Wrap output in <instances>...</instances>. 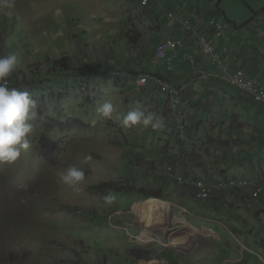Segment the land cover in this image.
<instances>
[{"label": "rangeland", "instance_id": "1", "mask_svg": "<svg viewBox=\"0 0 264 264\" xmlns=\"http://www.w3.org/2000/svg\"><path fill=\"white\" fill-rule=\"evenodd\" d=\"M142 1L15 0L11 15L0 12V56H17L16 67L26 74L24 83L46 80L43 83L51 84L56 91L54 102L61 99L65 90L73 92L62 103L60 114L69 128L59 123L58 107L50 99L49 113L43 117L38 110L34 132L29 137L30 147L22 151L15 163H0V264H136L131 262L134 256L130 253H135L133 250L140 245L130 239V232H137L139 240L141 234L150 237L154 234L155 227L149 226L156 222L152 209L135 205L136 210L140 207L147 210L143 213L149 225L147 232L142 233L144 230L138 232L137 227L129 225L139 220L131 207L144 198L139 191L142 187L145 192L164 181L167 191H173L168 177L160 176L162 173L157 169L148 173L146 169H151V162L162 165L167 142L173 146L180 144L175 133L170 132L174 137L169 133L168 124L156 129L151 125H124V117L130 111L141 110L147 115L151 99L159 95V101H164V95L155 85L149 90L138 89L133 72L129 79L114 73L120 68L140 67L149 74L172 76L170 80L174 82H189L194 74L189 66L182 67L178 61L173 71L165 70L162 60L149 52L139 53L134 61L130 56L124 59L129 27L130 32L144 31L154 15H159L165 26L172 19L192 24L198 18L200 22L195 30L192 28L191 35L210 24L218 36V49L224 48L220 52L215 47L220 58L243 67L247 77L261 79L264 84V0H152L150 7L143 6ZM200 1L202 6L197 5ZM212 2L215 5H210ZM250 6L261 15L256 16ZM208 7H214L216 13ZM239 19L247 24L240 34H230ZM160 37L153 38L148 48L159 42ZM235 39L242 40L250 54L243 56ZM232 49L240 54L232 53ZM205 61L203 68L207 64L215 73L219 72L220 65L214 56ZM98 74L103 76L104 83L89 93L85 84L94 81V75ZM78 82L84 88H79ZM223 85L229 86L227 81ZM38 91L35 89L41 97L47 94ZM30 94L35 95L34 89ZM105 102L114 106L113 119H104L97 112ZM37 103L40 107L41 102ZM151 114L155 121L156 113ZM242 116L246 119L245 114ZM112 123L120 126L121 133L109 131ZM114 129L119 132V127ZM225 130L228 132L229 127ZM216 132L214 129L213 133ZM206 135L201 130L197 138ZM70 165L85 171L79 190L58 178V173ZM108 195L114 197L111 203L104 199ZM252 218L246 217L245 222L239 223L241 236L255 237L259 219ZM175 240L179 239L170 238V245ZM161 243L169 247L166 238ZM238 246L232 237L225 235L218 251L233 255ZM260 254L262 258L257 255L256 259L258 264H264V251ZM247 256L251 260L249 253ZM154 258L156 255L146 257Z\"/></svg>", "mask_w": 264, "mask_h": 264}, {"label": "crops", "instance_id": "2", "mask_svg": "<svg viewBox=\"0 0 264 264\" xmlns=\"http://www.w3.org/2000/svg\"><path fill=\"white\" fill-rule=\"evenodd\" d=\"M202 2L200 1L197 5L202 6ZM210 5L215 4L212 2ZM191 7H193L192 4ZM250 8L256 13V16L261 15H257L254 6H250ZM206 9L216 13L214 7ZM154 16H151V25L144 30L143 39L137 49L139 50L143 42L146 41V44L149 39L161 36L159 42L146 49L149 55L155 56L156 46L167 38L175 37L182 40L185 50L183 48L177 50L169 49L168 54L174 57L175 68L177 61L182 64V67L189 66L194 74L193 78L189 82H174V79L170 80V78H173L172 76L162 75L166 76L172 84L188 83L192 96L190 103L186 106L187 121L190 124H194V126L197 122H200L199 127H196L194 131L195 137H197L199 129L202 130L203 124L206 123L207 127H210L207 129L211 138L210 136L202 138L203 145L199 147L196 146L194 135L193 138H189L181 146L177 144L173 146L171 142H167L166 159L162 165L157 166L155 162H151V169L149 170L157 169L162 174L165 171V163L167 161L175 162L177 167L174 171L176 174L167 178L169 187L174 189L173 191H167V185L164 181L156 186L149 187L145 192L143 191L145 187L139 189L144 198L139 199L134 205L147 206L148 204V206H151L148 209H152L154 215L164 216L167 222L165 223V220L160 221L158 220L160 218H155L156 222L152 223L151 226L152 228L156 227L153 229L154 234L151 236L152 238H158V242H152L154 238L151 240L149 234H142L139 241L143 245L150 241L149 247L139 249V251L135 248L133 250L135 253H130L131 256H134L132 257L134 260L131 262L136 264H258L259 259L257 260L256 256L258 255L261 259L260 252L264 251V192L260 198H255L252 195L253 186L241 188L239 192L224 189L216 192L214 198L201 202L190 191H184L176 183L174 177L179 175H184L188 179L203 177L210 181H220L224 178L233 177L247 179L252 184L262 181V176L264 175V104L259 103L257 100L255 101L251 95L229 83V86H224L223 82L226 83V81H223L220 76L201 77L197 74L211 70L207 64L203 68L206 63L205 59H209V56L203 55L197 42V33L191 35V32L195 30V26L200 22L198 18L192 23L191 26L194 28L192 30L185 26L182 21L173 19L170 24L165 26L159 21V15L158 17ZM235 24L236 27L230 31V34H240L247 22L239 19L235 20ZM158 27H160V30L156 29ZM184 28H188V30ZM152 29L153 31L150 32ZM215 32V29L210 24H206L201 31H198V34L212 41L218 49L220 45H217L218 36H216ZM235 40L239 43L238 47L241 49L243 56L250 54V49L246 51L242 40ZM218 50L223 52L224 48ZM231 52L240 54L237 49L235 51L232 49ZM185 53L195 59L198 58L195 65L188 62ZM181 59L184 60L182 61ZM233 65L245 72L243 67L236 64ZM162 67L167 70L164 64ZM131 71L135 74L144 72L140 67L132 68ZM176 74L177 72L174 73V75ZM98 76H95L94 81L89 80L88 86L93 84V87H98L99 84H102L103 82L99 81L100 78ZM245 76L247 77L246 72ZM247 78L255 79L254 77ZM256 80L262 83L261 79L256 78ZM154 104H157V107H154ZM150 105L152 109H157L155 111L156 116L163 123L170 125L168 123V115L165 116L163 111L165 108L164 101H159V98H152ZM238 109L242 111H238ZM217 110L218 113H215ZM243 113L246 119L242 116L244 115ZM227 126L229 127L228 132L225 130ZM116 127H119V132L115 131L114 128ZM214 129L217 130L215 134L213 133ZM109 131L116 134L121 133L120 126L113 123L109 127ZM170 132L171 129L169 130ZM170 134L173 136L172 133ZM115 142L116 144H121L120 142ZM147 170L146 173L149 172ZM135 210L133 212H137L139 218L135 222H140L141 227L147 232V221L144 219L143 211L140 209ZM143 210L144 212L147 211L144 207ZM246 217H253L252 219L255 220L259 219L253 239L240 235L238 225L240 222H245ZM135 227H137L138 232L143 230L141 227ZM172 227L176 231L174 233L167 232ZM182 227H186L184 229L189 231L182 230L183 233L179 235L178 232L181 231ZM134 234H137V232ZM225 235L232 237L239 245L237 252L233 255L228 253L223 255L218 251ZM180 236V240L172 241L170 245L171 237ZM182 237L189 242L183 241ZM165 238L169 247H164L163 245L167 244L160 242V240L163 241ZM242 244L248 246L255 253L247 251ZM160 246L164 249H161ZM228 248L229 246H227ZM153 249L156 250L155 253ZM148 253L150 254L147 255ZM247 253H249L251 260L248 259ZM155 255L156 258L154 259H146L147 256L154 257ZM157 255H160V257L157 258Z\"/></svg>", "mask_w": 264, "mask_h": 264}, {"label": "clouds", "instance_id": "3", "mask_svg": "<svg viewBox=\"0 0 264 264\" xmlns=\"http://www.w3.org/2000/svg\"><path fill=\"white\" fill-rule=\"evenodd\" d=\"M150 3H152V0H148V2L146 0L142 1L143 6L150 7V5H151ZM14 7H15V0H0V12H3L6 15H11ZM170 16L173 17L172 13H170ZM182 22L189 29L193 28L191 26L192 24H190V21H187V22L182 21ZM156 29L160 30V27H158ZM130 31H131V29L129 27V39H128V44H127L128 48L126 49L125 52H123V56H124V58H126L127 56H130V60L134 61L135 56H137L139 53L146 52V49H148V45L151 43V40L153 38L149 39L146 44H145L146 41L143 42L142 45L139 47V50H138L137 48L139 46V43H141V41L143 39L144 31L143 30L138 31V32H140V36L137 34V32H130ZM133 31H136V30H133ZM151 31H153V29L150 30V32ZM196 36H197V42H198V44H199V46L203 52V55H205V56L218 55L216 53L215 45L212 41H211V43H212V46L214 47V50H215L214 55L206 53L204 51V46L201 42L202 38H204L207 42H209L210 40H208L205 36H200V34H198V33ZM134 37H135V39H134ZM168 40H174L176 42H180V44H178L175 48H168L166 50V57L161 58L158 55L157 49L160 45L164 44ZM179 48H183V49L185 48L182 40L177 39L175 37L167 38L166 40L162 41L161 43H159L156 46L155 57L162 60V62L165 64L166 69L168 71H170V69L168 67V59H170L171 65H172L171 70L173 71L175 68L174 57L170 56L168 54V50L169 49L177 50ZM185 57L187 58V60L190 64H192V65L196 64L195 58L189 56L187 53H185ZM219 59L223 63H225L220 58V56H219ZM17 63H18V58L15 54L0 56V163H7V164L15 163L20 158L22 151H26L30 147L29 137L34 132V123L33 122L38 118V110L42 112L43 117H44V115L49 113L50 109L48 110V108H47V102L50 99L54 102L53 94L56 93V91H54V89L52 87H50L51 84L45 86V90H46L47 94H45L43 97H41L40 94H37L35 92V88H31V89H34L35 95L33 96L32 94H30L29 90L28 91L25 90L27 87H25L24 91H20L14 87H9L8 78L11 76V74L15 70ZM154 64H157V61H155ZM225 64H230V63H225ZM230 65H232L231 70L233 72L237 71L238 69H241L237 66H234L233 64H230ZM131 73H132L131 69L120 68V69L116 70L114 75L119 77V78L125 77V78L129 79V76ZM197 74L201 77L220 76L219 75L220 74V67H219V72L217 74H215L212 70L205 71V73L200 72ZM98 75H99L98 77L100 78L99 81L103 82L102 81L103 76L101 74H98ZM135 75H136V77H135L136 87L138 89H141V90L148 89L151 86L155 85V88L160 91L158 86H156L155 78H162L163 80L167 81L168 83L170 82V80L166 76L159 74V73H156V74L150 73L149 74V73H146L144 71L141 73H136ZM80 76H82V75H80ZM95 76L96 75H94V79H95ZM82 77H86V76L84 75ZM142 78H144L146 80L145 84H143V85L139 84V80ZM26 83L29 84V82H26ZM39 83H43V82H39ZM39 83H37V84H39ZM170 84L174 87L186 86V89H185L186 93L184 92L185 94L183 96V100L185 101V104H183V107L181 108L182 109V115L180 118H176L175 115L173 116L172 112L170 111L169 107L167 106L165 94L160 91L164 95V107H165L163 110L164 114H165V116L168 115V123L170 124V129H171V131H173L175 133L176 138L178 139V132L180 131L179 125L182 122H184L186 124V126L188 127L187 129H188V133L190 134V136H188L183 141V143L185 144V142H187L189 140V138H193V135L195 134L194 131H195L196 127H199L200 122H197V124L194 126V124H190L186 118V106L188 105V103H190L191 96H192L190 93V88H189L188 83H183V84H172V83H170ZM85 85H87L86 88L88 89L89 93L92 89L97 88V87H93V84L91 86H88V83ZM78 86H80L79 88H81V89L84 88V85L79 84V82H78ZM64 93L65 94L67 93L66 96H63ZM64 93L62 94L61 99L58 100L57 102H54V103L58 107V111H59L58 121H59V123H62L63 127L69 128L70 126H68L66 123H63V121H61L60 114H62V111H63L62 103L64 101H66L67 97H71L73 95V92L68 89V90H65ZM158 98H159V95L157 96V99ZM37 101L41 102L40 107H38ZM153 106L157 107V104H154ZM156 110H157L156 108L155 109L150 108V110H149L150 113H148L147 115L144 111H141V110L130 111L124 117L123 123L125 126H128V127H131V126H134L137 124H142L144 127H148L149 125H151V127L153 129L160 128L163 125V121L161 119H159L157 116H155V121H153V119H152L153 116L151 113L155 112ZM97 112L104 119H113L114 118L113 114L115 112V109H114V106L112 103L105 102L97 108ZM54 114H56V113H54ZM165 116H164V118H165ZM206 126H207V124L204 123L202 126V130H204L207 134L205 137H209L210 135H208V129ZM73 129H76V128H73ZM199 131H201V130L199 129ZM194 138H195V142H196L197 147L203 145V139H198L197 137H195V135H194ZM179 144L181 146L182 143L179 141ZM167 145L168 144H166L164 151H167L166 150ZM165 154H166V152H165ZM177 158L178 157L176 155V159ZM133 161H134V159H132V162ZM136 162H137V160H136ZM150 166H151V164H150ZM176 167L177 166H176L174 161H167L165 163V169H164L165 171L161 176L168 177V176L175 175L176 173L174 170ZM147 171H149V169ZM85 175L86 174H85V171L83 169L78 168L75 165H70L67 167L66 170H63V171L58 173V178L63 184L73 188L74 190H79L78 185H80L81 182L84 181ZM179 177H183L187 180H204V181H207V183H210L212 186H214L215 188L213 187L214 191L212 192V196L208 200L214 198V195L216 192L222 191L224 189L232 191V192H239V190L241 188H247L248 186H253L252 195L255 198H260L264 192V183H263L264 182V175L262 176L263 182L262 181L255 182V184H252V182H250L247 179L233 178V177L224 178L220 181H210L209 179H206L203 177L202 178L198 177V178H189L188 179L184 175H179L177 177H174V180H176V183L182 187V185L179 184V182L177 181V179ZM231 180H238V181L239 180H245V181H247V184H246V186H239V187L235 188L233 186H229L228 184H226V182H229ZM222 182H225L224 186L219 187L220 183H222ZM257 185H260L263 188L262 194L259 197H256L254 195V191H255V188ZM24 188H25V190H27V185H25ZM94 188H97V187H94ZM182 189H183V187H182ZM194 197L196 199H198L195 195H194ZM104 199L106 202L111 203V201L114 199V197L112 195H108ZM208 200H206V201H208ZM206 201H204V202H206ZM131 209H132V211L135 210V205H133L131 207ZM183 209L186 210L185 208H183ZM125 225H127V224H125ZM129 225L141 227L140 222H132ZM142 229L144 230L143 231V233H144L145 229L144 228H142ZM182 229H184V227H182L180 230H182ZM171 230H173V231H170L172 233H174V231H176V230H174V227H172ZM187 231H189V230H187ZM194 231H196V230H194ZM182 233H183L182 231L178 232L179 235H181ZM151 238H152V236H151ZM130 239L134 240L135 243L140 245L139 247L136 248L138 251H139V249H142V247L143 248L149 247L150 241H147V244L143 245L139 241V235H136V234H133L130 232ZM157 239L158 238H154L152 242H158ZM160 242H162V241L160 240ZM242 245L246 250H248L250 252H254L252 249H250L245 244H242Z\"/></svg>", "mask_w": 264, "mask_h": 264}, {"label": "built area", "instance_id": "4", "mask_svg": "<svg viewBox=\"0 0 264 264\" xmlns=\"http://www.w3.org/2000/svg\"><path fill=\"white\" fill-rule=\"evenodd\" d=\"M148 2V0H146ZM204 51L208 54L214 55L215 50L212 46L211 41L207 42L204 38L201 40ZM180 42H176L174 40H168L164 44L160 45L157 49L158 55L161 58L166 57V50L168 48H175ZM215 60L218 61L220 65V77L225 81L229 82L231 85L245 91L252 98L256 101H260L259 103H264V85L256 80H249L245 76V73L242 69H238L237 71L233 72L231 70L232 65L223 63L218 55L214 56ZM168 67L172 69L171 61L168 59ZM145 79L142 78L139 80V84H145ZM156 86L160 89L162 93L166 96L167 106L169 107L170 111L172 112L173 116L175 115L176 118H180L182 115V107L185 104L183 100V96L186 93L185 89L186 86L182 87H174L167 81L163 80L162 78H155ZM185 92V93H184ZM180 131L178 132V139L181 143L190 136L188 133V127L184 122L179 125ZM179 184L182 185L183 189L189 190L192 192L199 200L206 201L212 196V192L214 191L213 187L210 183L204 180H187L183 177H179L177 179ZM225 182L220 183L219 187L224 186ZM229 186H233L235 188L239 186H246L247 181L245 180H231L226 182ZM215 188V187H214ZM263 188L260 185H257L254 191V195L259 197L262 194Z\"/></svg>", "mask_w": 264, "mask_h": 264}, {"label": "trees", "instance_id": "5", "mask_svg": "<svg viewBox=\"0 0 264 264\" xmlns=\"http://www.w3.org/2000/svg\"><path fill=\"white\" fill-rule=\"evenodd\" d=\"M137 34L140 36V32H137ZM135 39V37H134ZM20 75H17L19 74ZM36 79V77H34V80ZM9 80V87H14V88H17L18 90L20 91H24L25 87L28 86L29 88V91L31 88H35V89H38L39 93L41 92H46L45 90V86L46 84L45 83H39V84H36V81H32V82H29V84H25L24 82L27 81L26 80V74H24L22 72V70H18L17 67L15 68V70L13 71V73L11 74V76L8 78ZM46 80H40L39 82H44ZM106 185H110V184H106ZM96 189V188H94Z\"/></svg>", "mask_w": 264, "mask_h": 264}, {"label": "bare ground", "instance_id": "6", "mask_svg": "<svg viewBox=\"0 0 264 264\" xmlns=\"http://www.w3.org/2000/svg\"><path fill=\"white\" fill-rule=\"evenodd\" d=\"M169 83H171V82H169ZM258 101V100H257ZM258 102H260V101H258ZM157 201V200H156ZM150 203V202H149ZM146 204V203H145ZM140 205V204H139ZM139 205H138V207H139ZM146 206V205H145ZM160 206V205H159ZM162 206V205H161ZM147 208H149V207H151V206H148V204H147V206H146ZM139 209H142V211H143V207H140ZM138 209V210H139ZM158 210V209H157ZM142 211H140V212H142ZM154 217L156 218V219H158V218H160V219H158V220H160V221H163V220H165V223L167 222L166 221V219L164 218V216H160L159 217V215H157V214H155L154 215ZM145 219V218H144ZM169 219V218H168ZM145 221H146V219H145ZM147 225H149V224H147ZM150 227H152L151 225H149ZM154 227H156V226H154ZM164 229V228H163ZM182 230H184V231H186L185 229H182ZM181 230V231H182ZM187 232V231H186ZM170 236V235H169ZM171 238H174V239H179L180 240V238H181V236L180 237H171ZM182 239H183V241L185 240V241H187L186 240V238H184V237H182ZM187 242H189V241H187ZM151 262V261H150ZM150 262H147V263H150Z\"/></svg>", "mask_w": 264, "mask_h": 264}]
</instances>
